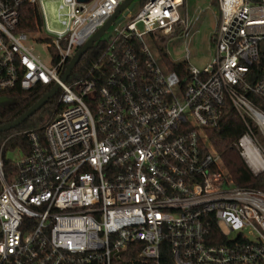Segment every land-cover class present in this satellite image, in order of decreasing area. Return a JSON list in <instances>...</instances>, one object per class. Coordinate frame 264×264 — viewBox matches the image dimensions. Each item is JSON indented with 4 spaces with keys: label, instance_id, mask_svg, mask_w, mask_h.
<instances>
[{
    "label": "built area",
    "instance_id": "2783aa9c",
    "mask_svg": "<svg viewBox=\"0 0 264 264\" xmlns=\"http://www.w3.org/2000/svg\"><path fill=\"white\" fill-rule=\"evenodd\" d=\"M123 1L0 0V93L58 84L63 106L10 169L0 152V264H264V193L233 186L208 140L236 113L234 146L264 173V0H217L202 69L190 63L198 17L181 15L185 0H147L99 39L86 75L63 83ZM23 4L38 7L39 38L17 32ZM179 39L186 54L173 60ZM29 40L47 44L51 66Z\"/></svg>",
    "mask_w": 264,
    "mask_h": 264
},
{
    "label": "trees",
    "instance_id": "16d2710c",
    "mask_svg": "<svg viewBox=\"0 0 264 264\" xmlns=\"http://www.w3.org/2000/svg\"><path fill=\"white\" fill-rule=\"evenodd\" d=\"M147 0L140 1V8ZM217 1L215 8L217 9ZM43 20L38 7L30 4H23L19 8V24L17 32L29 34L39 38L42 34ZM165 41L161 42L160 50L166 56ZM106 45L105 41H100L92 47L80 60L72 71L68 83L86 75L87 70L98 59L101 51ZM168 59V58H167ZM264 61V58H263ZM171 70L180 75L186 73L184 64H176L169 60ZM52 89L51 86H37L30 91L15 89L10 92L0 93V97H6L10 101L0 105V126L10 123L24 114L41 97ZM57 93L44 107L30 117L19 127L0 134V152L5 162L6 169L11 168L12 160L9 153L18 152L28 154L30 151L29 133L35 132L39 138L44 140V130L46 126L55 120L62 110ZM244 133V127L240 118L234 112H230L218 130L208 131V140L216 152L221 156L225 171L233 182V186L241 189L259 190L264 193V173L255 176L244 163L240 154L236 150L234 143ZM216 229L212 230V233ZM164 264H173L172 260H167Z\"/></svg>",
    "mask_w": 264,
    "mask_h": 264
},
{
    "label": "rangeland",
    "instance_id": "374dc122",
    "mask_svg": "<svg viewBox=\"0 0 264 264\" xmlns=\"http://www.w3.org/2000/svg\"><path fill=\"white\" fill-rule=\"evenodd\" d=\"M140 1L135 0L134 8L125 16L123 12L113 24L105 31L100 38L101 40H109L115 36V29L122 28L128 20L135 16L140 10ZM217 0H185L184 6L181 8V15H187V18L194 20L198 17L192 38L189 41L190 63L199 69L210 63L214 56V49L211 45V38L214 34L218 11L215 8ZM123 18V19H122ZM29 45L35 49L36 55L46 65L51 66L50 51L47 44L37 43L29 40ZM168 53L173 60H181L186 54V49L183 39L170 42L168 45ZM21 154L18 152L9 153L8 157L12 161H18Z\"/></svg>",
    "mask_w": 264,
    "mask_h": 264
},
{
    "label": "water",
    "instance_id": "95a60500",
    "mask_svg": "<svg viewBox=\"0 0 264 264\" xmlns=\"http://www.w3.org/2000/svg\"><path fill=\"white\" fill-rule=\"evenodd\" d=\"M85 1V0H80ZM135 0H124L115 11V13L111 16V18L106 22V24L91 38L89 41L83 45L70 60V63L61 79L63 83H65L70 77L72 71L78 65L82 57L94 46L95 43L99 41L105 31L113 24V22L123 13H128L135 6ZM252 2L261 3L262 0H250ZM127 10V11H126ZM60 86L56 84L47 94L41 97L32 107H30L24 114L15 119L14 121L7 123L5 125L0 126V134L11 131L20 125H22L25 121H27L30 117H32L35 113H37L42 107H44L59 91ZM10 100L6 97H0V105L8 103Z\"/></svg>",
    "mask_w": 264,
    "mask_h": 264
}]
</instances>
